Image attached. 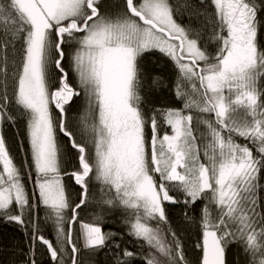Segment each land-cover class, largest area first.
<instances>
[{
  "label": "snow or ice",
  "instance_id": "1",
  "mask_svg": "<svg viewBox=\"0 0 264 264\" xmlns=\"http://www.w3.org/2000/svg\"><path fill=\"white\" fill-rule=\"evenodd\" d=\"M149 80L178 106H150ZM173 207L196 264H264V0H0V223L27 237L9 264L37 245L47 264H193Z\"/></svg>",
  "mask_w": 264,
  "mask_h": 264
},
{
  "label": "trees",
  "instance_id": "2",
  "mask_svg": "<svg viewBox=\"0 0 264 264\" xmlns=\"http://www.w3.org/2000/svg\"><path fill=\"white\" fill-rule=\"evenodd\" d=\"M113 0H109V3H112ZM187 17H185V23H187ZM193 27H196L199 24L197 19L191 21ZM147 68L150 72L157 73L164 77L165 82H170L172 76V69L167 66L163 60H158L156 57H149L146 61ZM147 90V100L151 105L156 106H178L171 94L169 88L165 87H154L151 85L149 80L146 85ZM83 102H81L80 110L74 111V116H79L83 113ZM23 128L21 127V132ZM7 135L11 140H14L15 134L11 129H8ZM66 183L70 186L72 191L73 199L76 198V194L79 192L78 186H75L71 180L66 178ZM43 221V214L40 217ZM170 219L173 220V227H179L183 229L179 234L181 235L185 253L190 260L193 261V264H196L198 258L200 257V251L195 247L197 241L199 240V233L195 225H185L181 224V209L179 207H173L171 209ZM80 222L92 223L93 220V210L85 209L81 211L78 216V222L73 225V237L74 239L79 235L80 232ZM105 232L111 231H123L124 225L120 223V217L118 213L107 215L105 217L104 223L102 225ZM42 228L44 229V235L48 238H52L55 233L52 229L51 223L45 225L42 223ZM18 246V247H17ZM77 246H81V241H77ZM27 247V237H22L20 231L17 230L16 226L13 224L0 223V264H9V262L17 259L16 256L11 255L13 251L18 252L20 248ZM37 261L38 264H47L48 257L42 248L37 245ZM78 259L83 260V264H110V256L106 251H101L97 254H90L86 250H82L78 254Z\"/></svg>",
  "mask_w": 264,
  "mask_h": 264
}]
</instances>
